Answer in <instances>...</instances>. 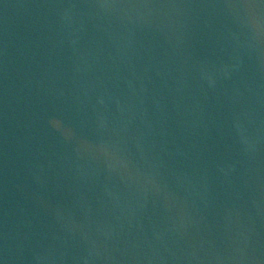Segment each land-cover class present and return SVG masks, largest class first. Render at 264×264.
Here are the masks:
<instances>
[{
	"label": "water",
	"instance_id": "obj_1",
	"mask_svg": "<svg viewBox=\"0 0 264 264\" xmlns=\"http://www.w3.org/2000/svg\"><path fill=\"white\" fill-rule=\"evenodd\" d=\"M0 264H264V0H0Z\"/></svg>",
	"mask_w": 264,
	"mask_h": 264
}]
</instances>
